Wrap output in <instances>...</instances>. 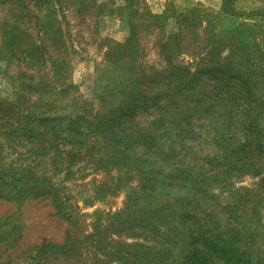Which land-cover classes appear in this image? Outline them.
Here are the masks:
<instances>
[{
  "label": "rangeland",
  "instance_id": "obj_1",
  "mask_svg": "<svg viewBox=\"0 0 264 264\" xmlns=\"http://www.w3.org/2000/svg\"><path fill=\"white\" fill-rule=\"evenodd\" d=\"M0 264H264V0H0Z\"/></svg>",
  "mask_w": 264,
  "mask_h": 264
},
{
  "label": "trees",
  "instance_id": "obj_2",
  "mask_svg": "<svg viewBox=\"0 0 264 264\" xmlns=\"http://www.w3.org/2000/svg\"><path fill=\"white\" fill-rule=\"evenodd\" d=\"M259 152H262V151L257 150V151L255 152V154H259Z\"/></svg>",
  "mask_w": 264,
  "mask_h": 264
}]
</instances>
